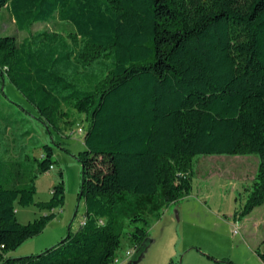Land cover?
Returning a JSON list of instances; mask_svg holds the SVG:
<instances>
[{"label":"trees","instance_id":"obj_1","mask_svg":"<svg viewBox=\"0 0 264 264\" xmlns=\"http://www.w3.org/2000/svg\"><path fill=\"white\" fill-rule=\"evenodd\" d=\"M3 9L18 32L53 21L71 31L17 43L1 34ZM4 75L47 128L68 122L62 106L87 128L82 225L39 254L9 256L63 205L61 172L50 199L34 200L36 179L56 165L52 148L0 159V264H113L123 238L139 256L151 223L190 195L196 156H256L233 219L264 205V0H0ZM16 204L47 214L19 224ZM255 254L264 263V250Z\"/></svg>","mask_w":264,"mask_h":264},{"label":"rangeland","instance_id":"obj_2","mask_svg":"<svg viewBox=\"0 0 264 264\" xmlns=\"http://www.w3.org/2000/svg\"><path fill=\"white\" fill-rule=\"evenodd\" d=\"M71 27L53 21L34 24L28 31L18 32L9 11L1 12V34L12 36L17 43L39 32L65 35ZM0 159L17 161L28 156L39 159L42 146L49 145L56 165L35 181V202H47L52 187L60 180L65 188L62 207L55 209V219L43 233L26 241L13 258L39 254L60 242L79 227L84 215V204L79 200L81 166L78 154L85 150L83 133L87 128L84 117L70 108L68 122L57 121L58 129L40 120L38 110L14 87L4 75L0 76ZM21 160L19 162H21ZM22 172L30 175L35 164L22 161ZM258 161L256 156H196L192 161V190L183 200L170 204L159 220L149 229V241L138 264H261L254 243L260 241L264 250V207L249 219H233V213L242 208L243 192L251 183ZM236 199V200H235ZM16 220L26 224L47 214L34 206L16 204ZM239 223L238 234L233 235L234 222ZM78 226V227H77ZM151 242V243H150ZM126 252H130L128 258ZM138 257L126 238L121 240L116 253V264H129Z\"/></svg>","mask_w":264,"mask_h":264},{"label":"crops","instance_id":"obj_3","mask_svg":"<svg viewBox=\"0 0 264 264\" xmlns=\"http://www.w3.org/2000/svg\"><path fill=\"white\" fill-rule=\"evenodd\" d=\"M258 161V160H257ZM261 207H264V205L263 206H261ZM261 207H258V208H256V209H254L247 217H245V220H247V219H249V217L255 212V211H257L259 208H261ZM83 221V217L81 218V220H80V222H82ZM80 222L78 223V225L80 224ZM236 222V221H235ZM50 224H53V222L52 223H50ZM49 225V224H48ZM48 227H50V226H47L46 227V229L48 228ZM78 227V226H77ZM78 229V228H77ZM260 242V241H259ZM258 241H256L255 243H254V249L253 250H255V249H260V243H262V242H260L259 243ZM19 250H16L15 252H13V253H11L9 256H13V255H15L17 252H18ZM31 255H33V254H31ZM257 257V256H256ZM257 259H258V257H257ZM261 264H264V263H262L261 262Z\"/></svg>","mask_w":264,"mask_h":264},{"label":"built area","instance_id":"obj_4","mask_svg":"<svg viewBox=\"0 0 264 264\" xmlns=\"http://www.w3.org/2000/svg\"><path fill=\"white\" fill-rule=\"evenodd\" d=\"M78 132H79L80 134H82V133H83V129H82V128L79 129ZM52 169H53V168H51V170H52ZM81 225H82V222H80L79 226H81ZM238 226H239V223H238V222H234V228H233V230H232V234H233V235L238 234ZM126 256L129 258V257L131 256V253H130V252H126ZM117 262H118V259L115 258L114 261H113V264H116Z\"/></svg>","mask_w":264,"mask_h":264},{"label":"water","instance_id":"obj_5","mask_svg":"<svg viewBox=\"0 0 264 264\" xmlns=\"http://www.w3.org/2000/svg\"><path fill=\"white\" fill-rule=\"evenodd\" d=\"M151 243V242H150ZM145 251V250H144ZM144 253V252H143ZM143 253H141L138 257H137V259L134 261V262H131V263H129V264H138L139 262H140V260L142 259V257H143Z\"/></svg>","mask_w":264,"mask_h":264}]
</instances>
